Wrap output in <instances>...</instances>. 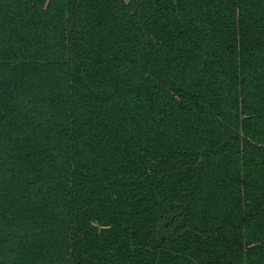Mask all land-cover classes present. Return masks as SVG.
Segmentation results:
<instances>
[{
  "label": "trees",
  "instance_id": "1",
  "mask_svg": "<svg viewBox=\"0 0 264 264\" xmlns=\"http://www.w3.org/2000/svg\"><path fill=\"white\" fill-rule=\"evenodd\" d=\"M0 264H264V0H0Z\"/></svg>",
  "mask_w": 264,
  "mask_h": 264
}]
</instances>
